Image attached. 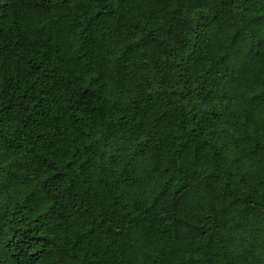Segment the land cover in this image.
I'll return each instance as SVG.
<instances>
[{"label":"trees","instance_id":"16d2710c","mask_svg":"<svg viewBox=\"0 0 264 264\" xmlns=\"http://www.w3.org/2000/svg\"><path fill=\"white\" fill-rule=\"evenodd\" d=\"M0 264H264V0H0Z\"/></svg>","mask_w":264,"mask_h":264}]
</instances>
